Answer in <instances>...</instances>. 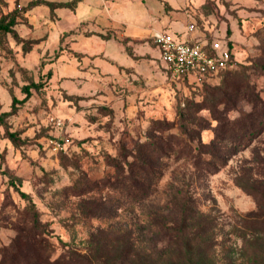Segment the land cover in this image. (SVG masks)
<instances>
[{
	"label": "rangeland",
	"instance_id": "1",
	"mask_svg": "<svg viewBox=\"0 0 264 264\" xmlns=\"http://www.w3.org/2000/svg\"><path fill=\"white\" fill-rule=\"evenodd\" d=\"M14 16L0 114L40 85L0 123V264H264V0H0ZM157 34L231 63L174 75Z\"/></svg>",
	"mask_w": 264,
	"mask_h": 264
},
{
	"label": "built area",
	"instance_id": "2",
	"mask_svg": "<svg viewBox=\"0 0 264 264\" xmlns=\"http://www.w3.org/2000/svg\"><path fill=\"white\" fill-rule=\"evenodd\" d=\"M153 44L165 67L177 76H210L225 70L231 63L227 42L220 39L200 42L157 34Z\"/></svg>",
	"mask_w": 264,
	"mask_h": 264
},
{
	"label": "trees",
	"instance_id": "3",
	"mask_svg": "<svg viewBox=\"0 0 264 264\" xmlns=\"http://www.w3.org/2000/svg\"><path fill=\"white\" fill-rule=\"evenodd\" d=\"M16 23V17H10L9 19L5 20V19H0V31L2 32H12L13 31V26ZM39 83H32V84H27L23 87V91L25 93V97L23 100H14L11 104L12 110L10 112H3L0 114V123H2L4 116L13 113V111L16 109V103H20L21 101H24L31 93V88L32 87H39ZM246 116H252L251 119H256L257 117H263L264 118V101L262 102V105L258 108V112H256L255 110L252 112H248L245 114L244 118ZM243 118V119H244ZM262 125V122H259L258 127H260ZM258 128H255L253 130V133H257ZM252 134V133H251ZM250 134V135H251ZM9 138L12 141H16V139H18V136L15 132H9L8 133ZM250 139V138H249ZM213 143V142H212ZM133 162H135L136 168L139 169V171L143 172V173H147L146 169H148L147 165L145 164V162L141 159V157H137L135 158L130 164H133ZM120 167V166H119ZM122 168V167H121ZM134 170H131L130 173H126L124 176L127 177V179L130 182H134L136 184H138V186H134V185H130L129 186V190L132 188H136L134 190L131 191L130 195L131 197H136L139 196V198L146 196L149 193V186L147 184V178H141L138 175H136V173H133ZM152 174V170L150 171L149 175ZM147 175V174H146ZM129 182V184H130ZM134 193V194H132ZM133 195V196H132Z\"/></svg>",
	"mask_w": 264,
	"mask_h": 264
}]
</instances>
